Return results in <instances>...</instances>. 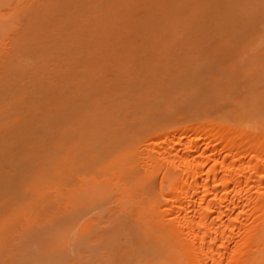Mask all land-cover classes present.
Segmentation results:
<instances>
[{
  "label": "rangeland",
  "instance_id": "obj_1",
  "mask_svg": "<svg viewBox=\"0 0 264 264\" xmlns=\"http://www.w3.org/2000/svg\"><path fill=\"white\" fill-rule=\"evenodd\" d=\"M169 1L170 0H0V123L3 121L1 123L2 126L0 124V138H3V140L2 139L0 140V150H1L0 151V156H1L0 157V174L4 175V176L2 175V178H4L6 176V177H9L8 179L11 178L13 181V183H12L11 179H10L9 181L11 182V184L8 183L7 182L8 179L6 177L4 178V180L7 179V181H4V180L0 181V199L4 200V201L0 200V203H1L0 207H2V208H0V214H1L0 215V244L5 239L4 236H6V235H4V234L6 232L8 234V230L10 233V230L13 227L12 222H14L15 220L13 219L14 215L12 213L17 211V209L21 210L22 209L21 207L24 205L25 207L24 206L23 207L26 208V210L24 211V214L26 213V215H25L26 219H28V216H29V221L34 219L33 223L29 222L30 224L31 223L33 224V225L31 224L30 227H29V225H30L29 223H27L28 226H26L25 225L26 222L20 220L21 223L24 222L22 224L25 225L24 228L26 227L25 228L26 231L24 230V228H23V230L25 232L21 229L23 226L18 225L16 228L17 233L14 231V233L11 234L12 237L10 236V238H9L10 240H14L16 238L15 241L19 240V241H17L18 243H20V241H21V243L18 244V247L22 246L25 249L24 253L26 254V255L24 253L19 254L20 252H22L20 250H23V248L22 249L20 248V250L17 253V254H19V255H17L18 258H17V260H15L16 263H14V264H17V263L21 264V262H22V264L23 263L24 264H35V263H38L39 261H40V263L42 261L47 262L46 261L47 257L50 258V260L47 258L49 264L50 263H52V264H58V263L59 264H67V263L79 264L78 263L79 261L76 260L79 256V254H77V252H73V251H77V250H75V248L77 247L75 245L76 244L75 243L76 242V240H75L76 236H74L75 242H74V240H72V238H73L72 236L74 235V233L76 234V231H77V233H79L80 229H83L86 225H88V223L90 224L91 222H89V221L93 220L94 217L99 218L100 216H97V214L101 215L102 217L99 218L100 219L99 221L96 220V221H98L97 222L98 224L97 223H93V224H97V225L102 226V227L104 225H106V229H107L106 231H108L110 228H114L113 227L114 223L118 224L119 221H117V219L114 218V215H112V212H113L112 210L116 209L117 207L118 208L122 207L121 204L124 205L123 201L125 199L123 201H122V199H120L122 196L115 193V195H113L114 197L113 198L111 197V199H113V200L116 197L115 198L116 203L115 202L114 203L117 205H116V208H114L113 206H115V205H113V200H111L110 196H109L112 192H105L104 191V193H106V194L110 193L109 195L105 196V195H102L103 191L102 192L99 191L100 192L99 193V192H96V190H94L95 188L93 189V187H92L90 190L88 187L86 190L83 191L85 193V196H84V193L81 191L79 193L75 192L76 195L75 194H73V195H75L77 197L79 196L78 198H80V199L72 196V197H74L75 200L72 201L73 198L71 200L72 202H77V200L81 201V202L83 201L82 203L85 207L82 205L83 207L81 208L80 207L82 204L81 203L79 207H74V209L71 207L72 208V210H71L70 204H72V203L69 204V202H68V205L65 207L66 200L68 199L67 201H70L71 195L68 194L70 197L67 196L68 192L66 191V189L64 190V188H63L64 185H67L70 182L68 179L66 180L67 177H65V174L68 173L67 171H69V170H67L68 168L66 166L69 167V164L71 163V160L69 161V159H71V158L68 156L70 154L69 153L70 151L66 152L67 150H70V148L73 146L70 142H72V140H74L75 138H77L79 136L83 137L84 132H87L89 129H90L88 131L89 133L92 130L93 131L99 130L100 132L102 131V129H100V128L104 127V126H102V125H104V123L102 122V119H100V117H102L100 115L106 114V113H104V110H105L104 108H106V111L109 109L107 112L109 114L110 109L112 108L111 106H113L115 109V106H117V102L120 99V98L118 99V97L117 98L115 97L116 100H115V98L111 99L112 97H114L116 95H119V97H121V98L124 97L125 102L126 101L127 102L125 103L126 105H124V103H123V105L127 106V105H129L128 103L130 101H132L131 98L134 100L136 97V99L134 101H132V102H136L137 99H140V98L143 99L142 95L145 97L152 96V97H150L151 100H150V98L148 100V101H150V104H149V102H146L147 100L143 101L144 104L149 105L148 107H147V105L145 106L147 108V110L145 107H142V109L145 108L147 113L149 110V114H151V115L148 114L147 117H145L147 119L143 118V119H145V120H143L141 117L139 118L138 115H136V114L142 113L143 114L142 117H144V113H146L144 111L136 113L135 108L137 107V111H138V108H139L138 106H140L141 104H138V106L134 105V106H136L134 108L135 111L134 110L132 111L131 108L133 107V105L131 104L132 102H130V105H132V106L129 105L130 108L127 106L129 109L126 107L127 108L126 110H128L129 112H127L125 110V112H127L126 113V118H127L126 119V121H127L126 127H128V129L130 128V130L131 129L136 130L137 131L136 135H140V132H139L141 130V129H139L140 128L139 127V123H140L139 121L140 120H143V122L145 121V123H148L150 121L148 124L151 123L150 124L151 126H155L157 123L155 124V123H153V121L154 122H155V120L157 121L158 117H160V116L163 117L164 115H165V118L167 115H169V117L171 116L172 118L183 117V118L189 119V118L199 117L201 115V113L203 114V112L206 113L207 111L208 112L213 111V113L214 112L218 113L219 111L222 110L221 112L223 113L226 110V112H227V111L233 110V108L234 109L236 108V107H233V105L231 107L230 99L231 98L233 99V96H234V98H236V99H233V100L231 99L232 101H237V97L239 100H241L244 96H246L247 91L252 87V86H250V82L252 80L249 78L250 76L249 77L247 76V73L249 71L247 70L248 72H246V70L242 69V68L246 69V67H244V65H245L244 63L245 62H246V64L249 63L248 60H250V57L251 58L253 57V55L255 54L254 52L256 51V47H255L256 44L255 43L257 42L256 40H258V39H256L257 35L255 36V34H257L255 32V25L252 27L253 29L251 28V31L249 29L250 26L253 25L251 20L249 22H247V19L246 20L244 19V18H246L245 15H244V17H240V16L236 17V16H232L230 12L226 11L228 14H230L229 15L230 16L229 21H228L227 20L228 17L225 19L226 14L223 15L224 17L222 16V14L225 13V11L223 12L224 9H221V8L218 9V6H220V5H221V7L223 6V4L220 1H219L220 5L218 4V2L212 1V2L218 4V5L215 4V6L217 7V10H215L216 7H214V9L211 7L212 13L211 12L208 13V10L211 9V8L209 9V7L211 5L212 6L214 5V3L212 4V2H209L211 0H208V2L205 1V4L210 5L208 7V10L207 11L205 10L204 12H202L203 14L199 18H196V20L198 22L200 21L199 23L196 22V20H194V22H196V23H194L193 21H191L192 19L190 17L183 18V15L185 14V13L183 14V12L188 13V10H184V9H187L188 6L186 8L181 7L182 8V10H181V9H179L180 7L178 5H181L180 2H182V1L176 0L178 2L177 3V2H173V0H171V3H173L175 6L171 5V3H169ZM185 1L186 0H183V2L186 4ZM197 1H200V0H197ZM201 2H199V3H201ZM238 2L239 1H237V0L234 1V3H236V4H238ZM171 6H173V8H171ZM182 6H183V3H182ZM156 7L157 8L159 7V8L157 9ZM175 7H177L179 10L178 9L175 10L174 9ZM153 8H155L157 10L154 11ZM101 9L104 10V15H105L104 21H103V26L108 25L109 28L105 29L104 27H102L101 31H96V27L98 24L96 20L101 16ZM219 10H220V12H219ZM151 11L154 13H152ZM215 11H216V13H215ZM217 11H218V14H217ZM190 12L191 11L189 10V14H190ZM213 13H215L217 16L214 17L212 15ZM220 13H221V15H219ZM186 14L184 16H189ZM204 14L206 17L204 16ZM218 16L220 18L221 17L224 18V20H222V23H220V24H222V25H220L221 30H219V28L216 27L219 32H217V29L214 26V25L217 26L219 24L213 23V21L214 22L216 21L217 23L219 22L220 18ZM201 17L203 18V20L202 19L200 20ZM232 17L235 18V20H236V18H238L239 20L241 18L242 19L241 20L242 25H243V22H245V21L248 24L249 23L251 24V25L250 24L248 25L245 22L244 26H242V28L240 27V30H238V32H237V29H238L237 27L241 24V21L240 22L235 21L236 22L235 24H237V27L235 29L236 33L233 32L234 34H231V35H232V37L234 35H236L234 37L238 40H236L234 38L230 39L229 35H227V33L226 34L221 33L224 31L225 32L229 31L228 33L230 34L232 27L230 26L231 24L229 25L228 22H231V23L234 22ZM209 18H210V20H209ZM214 18H216V19H214ZM168 20H169L168 24H161V23H167ZM208 20H209V22H208ZM211 20H213V21L211 22ZM202 21H203V23H202ZM206 21H207V24H209V25L211 24V27L209 25L207 26ZM223 21H225L228 25L223 26L224 25ZM192 22L194 24H196V28ZM200 23H202V25ZM158 24H160V25H158ZM204 24H206V25H204ZM175 25H177L178 28ZM179 25L181 27L180 29L182 32L179 29ZM212 25H213V27H212ZM245 25L249 26V27H246L247 28L246 29V28H244ZM171 26L174 27V29H172ZM202 27L203 28L205 27V28L203 29ZM197 28L199 29L200 32L198 30H196L197 32H194L195 30H193V29H197ZM201 28H202V30H205V31H201L200 30ZM103 29H105V30H103ZM110 29H112V30H110ZM175 29H176V32H175ZM187 29H189V30H187ZM209 29H211L212 31ZM233 29L234 28H232V30ZM243 29H244V31H243ZM252 30L254 31L255 34H253V36H252L253 38H250L251 34L253 33ZM246 31L248 33L250 31V33H249L250 35L243 33V32L247 33ZM172 32H174L175 34ZM177 32H179L178 37L176 36ZM183 32H185V33H183ZM171 33H172V35H171ZM238 33H239V35H238ZM248 35H249L250 41L247 38ZM175 37L178 40H175L174 39ZM224 37H225V39H226V37L229 38L230 40L227 39L229 42L225 41ZM254 37H256V38H254ZM148 38H150V39H148ZM171 38L173 39V41L171 40ZM78 39L81 40V42L84 41L83 43H81V45H79V47H81L82 45H83L82 47H84L86 45V47L84 49L83 48L80 49L78 46L76 48H79L80 50L75 48V45L73 44V42L77 41ZM254 39H255V41H254ZM149 40H150V42H149ZM233 40H234V43H232ZM252 41H253V45H252ZM246 42H247V44H248V42H250V44H248L249 46L246 44ZM228 43H230V44H228ZM242 43H244L245 45L244 44L242 45ZM235 44H237V45H235ZM72 46L74 49H72ZM87 46L89 47V49ZM243 46H244V48H242ZM87 49L90 51H87ZM241 49H243V51H245V53L241 52L242 51ZM250 49L252 51L250 53H252V54H251V56H249V58L247 57L248 59H246V56H247L246 52L248 53L250 51ZM73 50H75V51H73ZM93 50H94V52H93ZM77 51H80V53H78ZM73 54H76V56L74 57ZM91 54H93V56ZM244 54H245V56H244ZM94 55H95V58H94ZM81 56H83L84 60L89 61V62L85 61L86 66H85V63L82 62L83 58L81 60ZM76 57L80 58L77 60H79L82 63H79V61H78V63L76 61L74 63L73 59L76 60ZM243 57H245V59H246L245 62H244ZM68 59H71V60H69L70 62L68 61ZM66 61H68V62H66ZM64 62L68 63L70 67L68 66V64L67 65H66V63L64 64ZM76 63H77V65H80V64L82 66L84 65V67H86V68L88 66V69H87L88 71L84 67L81 66L82 67L81 68L79 66L81 69H83V70L85 69L84 71H86L88 74L86 73V75H85V72H84V76H83L82 75L83 72H81V73L77 72L79 70V68H77L78 66L76 65ZM72 64H73V67H71ZM94 65H100L101 68L96 69V66H94ZM90 66H92V68H94V69L89 68ZM245 66H247V65H245ZM64 67L65 68L68 67V68H66L68 72L67 71L64 72V69H65ZM97 67H99V66H97ZM70 68L71 69L74 68V70L77 69V71L73 70V74H72L71 73L72 71ZM89 69L90 70L92 69L91 70L92 73L90 72ZM243 70H244V73H243ZM59 72H60V75H62V76L59 75ZM74 72H76V73H74ZM147 72L149 74H146ZM64 73H66V75L68 74L69 77L66 76ZM77 73H79V74H77ZM93 73L96 75V77ZM116 73L121 74L119 77H116V79L119 78L118 82L115 79V76H118V75H116ZM74 74L75 75L77 74V76L74 78V80H72L71 75L75 76ZM101 74H102V76H101ZM144 74L146 75V77H144ZM91 75H93V77L96 79H94ZM147 75L148 76L150 75L149 78H147L148 77ZM254 75H253V77H254ZM81 76H83L84 78L82 77L83 78L82 79ZM103 76H105V77H103ZM42 77H44L45 80L42 79ZM60 77H63L62 78L63 80H61ZM39 78L41 79V81L39 80ZM64 78H66V79H64ZM86 78H87V80H86ZM90 78H93L97 82H95L94 80H92ZM143 78H145L144 80H146L148 83L146 81L144 82V80H142ZM248 78L251 80L250 82L246 81V80H248ZM251 78H252V75H251ZM139 79H140V81H139ZM65 80H67V81H65ZM105 80H107L109 82H106ZM133 80H134V82H132ZM135 80H136L137 84L135 83ZM141 80L143 81L142 83H141ZM151 80H152V82L150 83ZM242 80H243V82H242ZM253 80H255V79H253ZM42 81L44 83L46 82V84L44 85V83ZM71 81H72V83H71ZM81 81H83V82L86 81V82L83 83ZM87 81H89V82H87ZM91 81H92V83L94 81V83L93 84L90 83ZM126 81H127V83H126ZM171 81L174 83L173 84L170 83ZM237 82L239 83V85ZM77 83H79V84H77ZM82 83L84 85H81ZM36 84H38V85H36ZM71 84H73V85H71ZM75 84L77 86L79 85L78 88L76 86V90L79 89L77 92L75 89H73L75 87ZM91 84H92V86L90 87ZM94 84H98V85H95V86H97V88L94 86ZM126 84H129V85H126ZM134 84L138 85L137 89H135L136 85H134ZM152 84H154V85H152ZM107 85L109 87H107ZM50 86L53 89H51ZM125 86H126V88H124ZM156 86H157V89H156ZM68 87L69 88L73 87V88L69 90ZM92 87H94L93 88L94 91H93ZM119 87H120V89H119ZM130 87H131V89H130ZM95 88H96L98 94L96 93ZM133 88H134V90H133ZM144 88H145V90H144ZM146 88L151 89V91H149L150 93L148 92V90ZM152 88H153V90H155V93H154V91H152ZM48 89L51 91L55 90L54 93L58 94V95L55 96L54 93L50 92ZM65 89H67V90H65ZM81 89H83V90H81ZM80 90H81V92H80ZM117 90H118V92H116ZM57 91L59 93H57ZM70 91H73L74 93L72 92L73 93L72 94ZM132 91H134V92H132ZM233 91H235L236 93L233 94ZM75 92L77 93L76 95L78 97L75 95ZM78 92H80V95ZM86 92L89 93L88 96H86L87 94L85 95ZM99 92H101L102 94H99ZM135 92H137V93L134 94ZM240 92H242L244 94V96ZM66 93H68V96ZM82 93H84V94H82ZM105 93H107V94H105ZM112 93L114 94V96ZM33 94H36V95H33ZM63 94H64V97L66 96V99H64V97H62ZM81 94H82V96L84 95L83 96L84 100L82 99ZM103 94H104V97L102 96ZM98 95H100V96H98ZM108 95H110V96H108ZM120 95H122V96H120ZM134 95H137V96H134ZM139 95H140V97H139ZM40 96H42V98ZM52 96H53V98H51ZM97 96H98V99L97 98L94 99V97H97ZM101 96H102V98L106 97V99H103L100 102L99 97H101ZM67 97H69V98H67ZM108 97H110L109 98V100L111 99L110 101L114 100V101H112L113 103L108 102L109 101ZM154 97H155V99H153V102H152V98H154ZM61 98H63V100H61ZM128 98L130 100H128ZM227 98H229V100ZM74 99H76V100H74ZM146 99H148V98H146ZM36 100H37V102L41 103V106L43 109L41 108L40 104H38L36 102ZM85 100H88V101L85 103ZM96 100L99 102H97ZM143 100H145V99H143ZM58 101H60V102H58ZM122 101H124V100H122ZM34 102H35V104H34ZM82 102H83V105H82ZM12 103L14 105H11ZM100 103H101V105H99ZM107 103H108V106L111 108H108V106H105V105H107ZM152 103H153V105H152ZM37 104H38V107H37ZM110 104H111V106H110ZM121 104H120V106L123 107ZM133 104H135V103H133ZM85 105H86V107H85ZM103 105H104V108H103ZM66 106H68V107H66ZM120 106L118 105V107H120ZM18 107L19 108L21 107V108L19 109ZM59 107H60V109H58ZM96 107H98V108H96ZM118 107H116V109H117L116 113L118 114V112H119V114H120L121 113L120 111H124V110H122V108H120L121 109L120 110V109H118ZM219 107H220V109H219ZM10 108H11L12 112L10 111ZM76 108H77V110H76ZM140 108H141V106H140ZM29 109H30V111H29ZM114 109L111 111L110 114H112V115L114 114V113H112V112H115ZM215 109L216 110L218 109L219 111L217 112V111H215ZM75 110H76V114L80 113V115L79 114L76 115ZM89 110H91V111H89ZM59 111H61V113ZM139 111H140V109H139ZM36 112L38 113L37 115H36ZM50 112H51V114H50ZM66 112H68V113H66ZM211 112H209V113H211ZM10 113H12V114L14 113L15 114V115L13 114L14 118H17V120L13 119L12 118L13 116H11ZM17 113L20 116L16 115ZM58 113H60V115L62 114V116H60ZM122 113H121V116H123V115L125 116V114L124 113L122 114ZM86 114H88V116ZM128 114H129V116H128ZM140 114H139V116L142 115V114L141 115ZM64 115H66V116H64ZM155 115L156 116L158 115V117L156 118ZM172 115H174V116H172ZM131 116H132V118H131ZM19 117H21L20 120H18ZM61 117H63V118H61ZM71 117H72V119H71ZM76 117H78V118L76 119ZM149 117L152 118V120L154 118L155 119L152 121L151 119H149ZM169 117H167V118H169ZM133 118H134V121H133ZM11 119H13V121H10ZM22 119L24 121V124H23ZM25 119H27V120H25ZM54 120H56V121H54ZM89 120H92V121H89ZM159 120H160V118L158 119V121ZM20 121H22V124L19 125L20 127H16L17 124H20ZM103 121H105V120H103ZM128 121H130V122H128ZM14 122H16L15 128H13L15 125ZM25 122H27V123H25ZM73 123H75L76 125ZM86 123H88V124H86ZM92 123L95 125L97 123L98 124L95 126ZM129 123H130V125H129ZM29 124H31V125H29ZM34 124H36V125H34ZM91 124L93 126H91ZM22 125H23V127H22ZM46 125L47 126L49 125L48 128L46 127L47 129L45 128L47 133L43 132V131H45L43 126L45 127ZM10 126L12 129L10 128ZM36 126L38 127V129L36 128ZM77 126H78V128H77ZM94 126L97 127V129L96 128L93 129ZM2 127H4V128H2ZM69 127H70V129H68ZM88 127H90V128H88ZM83 128H84V130H83ZM112 128H115V127H113V125H112ZM15 129H17V130H15ZM30 129H32L33 132ZM67 129L71 130V131L68 132ZM21 130L23 131L24 134L21 133L22 132ZM34 130H35V132H34ZM72 130L75 132H73ZM3 131L5 133L6 132L10 133L12 131L10 133L12 136H10V134H8V133H6V136H4L5 134H3L4 133ZM79 131L81 133H79ZM17 132L21 133L22 136H25L26 137V138L24 137L25 140L23 139V137L21 135L19 137L17 135ZM12 133L13 134L16 133V134H14L17 136L16 138L19 137L21 140H23L25 145H23L24 143L20 139H19V141H20V144H19V141H17V139L14 138ZM31 133H33V134H31ZM73 133H76L77 137L75 136V134L73 135ZM1 134L4 137H1L2 136ZM27 134H29V135H27ZM30 134H31V137H30ZM45 134H46V138L43 137V136H45ZM64 134H66V135H64ZM71 134H72V136H70ZM53 135H55V136H53ZM27 136H28V138H27ZM64 136H66V137H64ZM9 137H10V139H9ZM7 138L10 141H12L11 139H13L12 144L9 140H7ZM42 138H44L45 141ZM52 138H54V140ZM58 138H60V139H58ZM68 138H69V144L67 142ZM4 139L6 140V142L4 141ZM14 139H15V141H14ZM39 139H41V140H39ZM46 139H47V141H46ZM64 140H66V141L63 142ZM2 141H4L6 144H3L4 142L2 143ZM25 141H28V142L26 143ZM30 141H34V142H30ZM38 141H39V143H38ZM13 142H15V143L13 144ZM66 142H67V146H66ZM96 142H99V140ZM16 143H18V146H16ZM34 143L36 144V146ZM43 143H46V144L44 145ZM52 143L53 144L56 143L57 146H56V144L53 145ZM12 145L18 151L14 147H13L14 148L13 150L11 147H9ZM51 145H53V147ZM63 145L68 149H66ZM6 146L11 148L12 151H10V149H8V147H6ZM19 146H21V147H19ZM17 147H19L20 150ZM22 147H24L26 149H21ZM56 147H58L59 150H57ZM62 147H63V149H62ZM3 148H5V150ZM54 149H56V150H54ZM60 149H62V150H60ZM6 150L7 151L9 150L10 153L13 152L14 154H12V156L13 155H17V156H15V157L13 156V158H12L11 154L9 152H7ZM23 150H24V152H23ZM30 150L33 151V153H31ZM42 150H43V152L44 151L45 152L43 153ZM20 151H22V152H20ZM52 151H53V153L56 152L55 153L56 155H54L52 153ZM77 151L72 149L73 155L75 153L77 154ZM5 152H7V154L8 153L9 154L6 155V154H4ZM2 153L5 156H3ZM19 153H21V155H23V153H26V154H24V156H22V158L20 157V159L22 160L21 164L19 162V159L17 158L20 155ZM41 153H43V154H41ZM57 153H59V154L57 155ZM50 154L53 155L52 159H51V156H49ZM28 155H30V156L34 155V156L28 157ZM2 156H3V158H2ZM8 156H10V157H8ZM36 157L37 158L39 157V159H37ZM80 157H82V156H78V157L75 156V159H74L75 162ZM28 158H31V159L29 160ZM34 158H36L37 160H34ZM13 159H14V161H12ZM24 160H26V161H24ZM83 160H84V158H80L81 165H83ZM10 161H12V163ZM15 161H16V163H15ZM29 161H31L30 162L31 165H30ZM80 161L78 163L76 162L74 164H71L72 166L71 165L70 166L72 167V169H75V167H77L76 164L79 165ZM13 163H15L16 165ZM40 163L42 165H40ZM25 164H26V168L24 167ZM32 164L36 165V166H34L35 167L34 170L32 169L33 167H30V166H33ZM10 165H12L13 167ZM37 165H38L39 169L36 168ZM50 165H51V167H50ZM81 165H79V166H81ZM14 166L17 168H15ZM43 166H45V167L47 166L46 170H45V167H43ZM20 167H22V168H20ZM42 167L44 168V171L41 170ZM64 167L66 170L63 169ZM47 168H49V170ZM36 169H38L40 171L38 172V171H36ZM57 169L59 171H57ZM3 170H4V172H3ZM10 170L13 171L14 175L12 172H10ZM64 170L66 171V173H63V172H65ZM81 170H83V168H81L80 171ZM17 171H18V174L20 173L19 174L20 178L17 177L18 176V174H16ZM33 171H35V173ZM42 171L45 175L40 174V172L42 173ZM26 172L30 173V175L27 174ZM56 172H58V173L54 174ZM81 172H82L81 175L78 174L80 172H78L77 174L79 176H83L84 174L87 175L86 169H84ZM25 173L27 176L24 175ZM38 173L40 174V176L38 175ZM89 173H90V171H89ZM21 174H23V177L24 176H26V177L22 178ZM91 174H93V173L92 172L90 173V175H89L90 177L88 176L89 178H91ZM15 175H16V177H15ZM34 175L36 176L37 179L35 178ZM52 176H54V177L52 178ZM2 178L0 176V179H2ZM16 178H18V180ZM32 178L35 179L36 181H39V183H36V181L32 180ZM58 178H63V179H58ZM20 179H21V182L23 179L24 184H25V181H26V184L27 183L28 184L24 185V184L20 183ZM44 179H45V182H47V180H48L47 184L44 181H42V182L40 181V180H44ZM54 179L63 180V181L60 182V181H56ZM31 180H32V182H30ZM33 181H35L36 184ZM3 182H5V183H3ZM52 182H55V183L60 182L61 184L57 183L56 187H53L50 189L49 188L50 186H48V184L52 186V184H53ZM2 183H3V185H2ZM6 183L10 184V185H8V187H7ZM18 183L21 185L22 189L19 188L20 185H19V187H16V186H18V185H16ZM29 184H30V191H32L30 194H33L34 196H32V195L28 196L29 190H28V195H24V194H26V191H27L26 189L29 187L28 186ZM33 184H35V185H33ZM40 185L43 187H41ZM45 186H47V187H45ZM5 187H6V190H5ZM40 187L42 189H40ZM66 187H68V185ZM3 188H4V190H3ZM31 188L35 191H33ZM43 188L46 189L47 192ZM54 188H57L58 190L57 189L55 190ZM12 189H13V191H12ZM52 189H53L52 193L48 192V190L51 191ZM19 191H21L22 193H20ZM16 192H19L20 194L16 193ZM94 192L97 193V195ZM36 193L38 195H36ZM46 193H49V194L47 195ZM11 194H13L14 197H12ZM15 194L16 195L18 194L17 197ZM41 194H44V195L46 194L47 196L45 195L46 196L45 197L44 195H41ZM54 195H55V199H53ZM111 196H112V194H111ZM1 197H3V198H1ZM27 197H28V199H27ZM51 197H52L53 201L51 200ZM101 197L102 198L104 197V199H106V201H103V199ZM9 198L12 202H10ZM32 198H34V199L36 198V199L33 200ZM65 198H67V199H65ZM96 198H98V199H96ZM17 199L18 200L20 199V200L18 201ZM41 199L43 201H41ZM99 199L101 200L102 203H100ZM109 199L111 202L108 201ZM86 200L88 202H86ZM117 200H118V203H117ZM25 201L26 202L31 201V202H30V204H29V202L25 204ZM119 201L120 202L122 201V203L120 204L121 206H118V204L120 203ZM97 202L100 204L106 203L105 206L106 207L108 206V208L105 211H107V213L103 210L104 207H102V206H104V205H100V206L103 208L102 210L104 211L105 214L102 213L103 211L102 212L100 211L101 209L99 207L98 208L100 210L96 207V206H98ZM5 203H6V206L9 204L12 207V210H14V212H12V210H10L11 209L10 206L6 207L4 205ZM32 203H34L35 205ZM20 204L22 205L21 207L19 206ZM55 204H56V206H55ZM95 204H97V205L95 206ZM17 205H18V208H17ZM26 205L27 206L29 205V207H28L29 210H27L28 208ZM72 205H74V204H72ZM92 205L94 208H97V209L93 210ZM109 206H111V207H109ZM59 207H60V209H59ZM4 208L6 209L5 212H4ZM41 208H44V209H41ZM66 208L68 210H66ZM31 209L33 211H31ZM36 209H38V210H36ZM108 209L109 210L112 209V210L109 211ZM81 210H82V212H81ZM26 211H28V212H26ZM69 211L70 212L73 211V213L70 214ZM42 212L43 213L45 212V216L42 215ZM28 213H30V214H28ZM60 213H61V215H60ZM46 214H48V216H46ZM107 215L108 216L110 215V217L108 219L106 218ZM7 216H11L12 218L7 217ZM51 216H53V217H51ZM104 216L106 219L104 218ZM30 217H31V220H30ZM41 217H42L43 221H41L42 220V219H40ZM1 218H3L4 221H2ZM22 218L23 217H21V219ZM24 218H23V220H26ZM102 218L104 219V221ZM7 220L9 222H7ZM10 220L12 222H10ZM5 221L7 224H5ZM37 221H38V223H37ZM64 221L66 223H64ZM68 221H69V223H68ZM3 222H4V225H7L6 230H4V228L6 226L5 227L3 226ZM51 222H52V224H51ZM71 222H73V223L71 224ZM110 222L113 224V226L111 225ZM21 223H20V225H21ZM36 224H38L39 226ZM1 225H2V227H1ZM110 225H111V227L109 228ZM59 227H61L60 228L61 230L59 229ZM27 228L29 231L27 230ZM18 229H20L19 230L20 233L18 232ZM102 229L105 230L104 227ZM93 230H94V228H93ZM1 231H3V232L1 233ZM4 231H6V232H4ZM30 231L31 232L33 231L32 234H30L31 233ZM98 231H100V230H98ZM23 232L25 234L24 235L25 238L23 237V235H21V234H23ZM64 232H66V233H64ZM96 232H97V229H96ZM96 232H94V234ZM101 232H104V231H101ZM63 233L65 234V236L63 235L64 237L62 236ZM108 233H110V232L108 231ZM15 234H17L19 238L17 236H15ZM40 235H41V237H40ZM83 235H85V234H83ZM87 235L88 234H86V236ZM28 236H29V238H28ZM119 236L121 238H119ZM13 237H14V239H13ZM88 238H91V237L88 236ZM122 238L123 237L118 234V235H114L113 238H111L115 242L112 241L113 243L111 244L110 240H109L108 244L110 243L111 246L115 247V248H113L114 251L110 250V249H112L110 247V245H108L110 248L109 247L107 248V246H105L103 248V249L106 248L105 251L109 252V254H110V255H108L109 258L104 257L105 256L104 254H103L104 255L103 256L101 254V252H98V251H103V250H100L102 247L100 245L101 243L98 244L96 241L90 242V243H94L96 245L97 248L94 246V248H96V249H94L91 244H89V246L91 245L92 247L90 246L88 248V244L85 243V246H87V248L90 250V253L87 252L88 249L83 245L84 243L80 244L81 247L83 246L82 248L84 249V250L83 249H81V250H83L85 252L84 253L82 251V253H83V254H81L82 257H80L81 262H85L86 264L87 263L91 264L92 260H93L92 264H99V263L105 264L106 261H107L106 264H110V262H111V264H113L112 262L114 260L115 263L118 262L116 264H129V260H130V264H132V262H135V261H133L134 257H135L134 253H136L137 251L135 249L131 248L130 254L128 255L127 251L130 250L129 244H127L128 242H126L124 245H122V243L125 242V239L123 238L124 239V241H123ZM31 239H33V240H31ZM84 239L85 238H83V240ZM103 239H105V238H103ZM22 240H24V243L22 242ZM61 240L64 242L61 243ZM15 241H10V243L12 245V246H10L11 248L14 247V243H15V245H17ZM10 243H7V244L10 245ZM22 243H23V245H22ZM62 244H64V245L66 244V245L64 246ZM103 244H104V242H103ZM126 244L128 245V249H127V251H125L127 253H125L124 256H127L128 258L130 257V259L127 260L128 261L127 262L126 259H128V258H125L123 256V257H120L121 258L120 260L122 261V262H120V260L118 258L119 256L117 257L116 255L119 253L120 249H122L123 246H125L124 248L127 247ZM54 245L56 246L57 251H55L56 248L54 247ZM60 245L65 247L66 250L63 251L62 253L61 252L59 253V254H63L62 255L63 257L61 256V257H58L59 259H56L57 258L56 255L58 253V250L62 251V249H59V248H63V247H60ZM105 245H107V243ZM120 245H122V246L120 247ZM74 246H76V247H74ZM10 247H9L10 250L9 249L8 250L13 252V250H11ZM15 248H17V246ZM90 248H92L93 250ZM78 249H80V247ZM68 252H69V254H68ZM6 253H5V255H7ZM71 253H72V255H71ZM79 253H81L80 250H79ZM90 254H93V255H90ZM5 255L3 258L7 257ZM50 255H51V257H50ZM136 255H137V253H136ZM91 256H93V257H91ZM66 257H67V259H66ZM90 257L92 258V260ZM1 258H2V256H1ZM1 258H0V264H3L2 263L3 261H1ZM63 258H64V260H63ZM70 259H72V261ZM123 259H124V262H123ZM55 260H59V262L58 261L56 262ZM34 261H36V262H34ZM61 261H63L64 263ZM4 264H10V261H9V263H7V260H6V263H5V260H4Z\"/></svg>",
  "mask_w": 264,
  "mask_h": 264
},
{
  "label": "bare ground",
  "instance_id": "obj_2",
  "mask_svg": "<svg viewBox=\"0 0 264 264\" xmlns=\"http://www.w3.org/2000/svg\"><path fill=\"white\" fill-rule=\"evenodd\" d=\"M179 1V0H178ZM182 2L181 5H178L182 10L181 7H184L186 8L188 6L187 9H184V10H188V13L187 12H183V14L187 13L186 15H189V16H184L183 15V18H188L190 17L191 21L194 22V20H196V18H199L204 12L205 10L207 11L208 10V7L210 6L209 4H205V1L208 2V0H200V1H197V0H186V4L183 2V0H180ZM202 1V2H201ZM212 1H215V2H218L219 4V1L223 4V6L221 7L218 6V9L221 8V9H224L223 12L225 11V13L222 14L225 15L226 14V17L225 19L228 17V21H229V15L227 12H230L232 16H240V17H245L244 18L245 20L247 19V22H249L251 20L252 22V26H250V31H251V28L255 25V32L257 34L253 33L251 34V37L250 38H253V34H255V36L257 37H254L258 40H256L257 42L255 43L256 44V51L253 53V57L251 58L250 57V60H248L249 63L246 64L245 60L249 58V56H251L252 52L251 49L250 51L246 54V59L245 57L244 58V64L247 65L244 67L245 68H242L244 70H246L247 73V76L252 80H250L248 78V82H250V86H252L246 93V96H244L243 94V98L241 100L238 99L237 97V101H232L233 99H236L234 98L233 96V99L231 101V107L233 105V107H236L235 109L233 108V110H230V111H227L226 110L222 113L221 111H219L218 109L215 111H219L218 113L214 112L213 111H209L211 113H209L208 111L206 113L203 112V114L201 113V115L199 117H196V118H183V117H179V118H172L171 116L169 117V115L166 116L169 117V118H165V115L162 117H158V115L155 117L157 118V121L155 120V122L152 120V118L149 117V119H151L153 121V123H157L155 126H151L150 124L148 123H145V121L143 122V120L147 119L145 117H147V115L149 114V110H148V113H147V108L145 107L147 105V107L149 106L148 104H144L143 101H146V102H149L150 104V101L149 98L152 97V96H149V97H145L143 96L142 94V97L143 99H137L136 102H132L136 99L133 100L131 98L132 102L131 104L133 105V107L131 108L132 111L134 110V108L136 106L134 105H137L138 104H141V108L140 106H138V111H137V107L135 108L136 109V113L138 112H146L144 113V117L143 114L139 116V114H136L138 115V117L140 118H145L143 120H140L139 122V129H141L139 132H140V135H136V130H133L130 128L128 129V127H126V113L129 112L128 110H126L129 105H130V102L128 103L129 105L127 106H124L126 105L125 103V99L124 97H119V95H116L113 96L111 99H114L115 97L119 99V103L123 106L121 107L120 104L117 102V106H115V109L113 106H110L114 109L115 112H112L114 113L113 115L110 114L111 111L113 110L111 107L108 106V103L107 105L105 106H108V108H111L110 109V115L107 113L108 110L106 111V108H104V105H103V109L104 110V113L106 114H101L100 116V119H102V122L104 123V127L100 128L102 129V131L100 132L99 130H92L90 131V133L87 131V132H84V136L81 137H77L76 133H73V135L75 134V136L77 138H75L74 140H72V142H70L73 146L70 148V150H67L66 152L70 151L69 153V157L71 159H69V161L71 160V163L69 164V167L66 166L69 170L67 171L68 173H66V169L65 167L63 169H65L63 173H66L65 174V177L66 180L68 179L70 182L67 184L68 187H66L67 185H64V190L66 189V191L68 192L67 193V196L71 195V198H70V201H67L68 199L66 200V203H65V207L68 205V202L70 204V208L72 207L74 209V207H79L80 204L83 202L81 201H78L77 202H72L74 201V197L76 198L77 196H75V192L79 193L80 191L83 192L84 190H86L88 187L89 189L91 190V188L93 187L94 190H96V192H99V191H103V194L102 195H109V194H106L104 193L105 192H112V196L111 194L109 195L110 196V199L111 197L113 198L115 195V193H117L118 195L122 196L120 199H122V201L124 202V205L121 204L122 201L118 204V206H121L122 207H117L116 208V205L115 204L116 200L114 198L111 199L113 200V209H108L109 211H113L112 212V215H114V218L117 219L118 224L117 223H114V226L113 224L111 223V225L114 227V228H110L111 225L109 226V232L106 231V225H104L103 227L105 228V230H103L102 226H99L97 225L98 221L100 220L99 218H101L102 216L101 215H98L97 213V216H100L99 218H95L94 216V219L93 220H90L89 222H91L90 224L88 223V225H86L83 229H80L79 233H77L76 231V234L74 233V235L72 236V240H74V236H76L74 242L76 243L75 245L77 246H74L76 247L75 250L77 251H73V252H77V254H79L78 258L76 259L77 261H79L78 263L79 264H86L85 262H81V254L82 251L84 250L80 244H83L85 246V243L88 244V248L92 245L93 248L94 246L96 247V245L94 243H90V242H97L98 244L101 243L100 245L102 246L100 250H103V251H98V252H101V254L104 256V257H108L109 252L108 251H105V249H103L105 246H107V248L109 247L108 245H110V243L112 244L113 242H115L114 240H112L111 238H113L114 235H121L124 239H125V242L122 243V245H124L126 242H128L127 244H129V247H130V250L127 251L128 249V245L126 248H124L125 246L122 247V249H120L119 253L116 255L119 260L121 259L120 257H123L125 253L128 252V255L130 254V251H131V248L135 249L137 252V255L136 253H134L135 257H134V260L135 262H132V264H264V0H237L239 1L238 4L234 3V1L236 0H211L209 2H212ZM173 2H177L176 0H173ZM201 2V3H199ZM169 3H171V0L169 1ZM178 3V2H177ZM182 3H183V6H182ZM214 2H212L213 4ZM186 6H185V5ZM215 4L217 3H214V5L210 6L209 9L212 7L214 9ZM217 4V5H218ZM171 5L175 6L173 3H171ZM177 5V4H176ZM173 6H171V8H173ZM190 7V8H189ZM224 7V8H223ZM157 8V7H156ZM159 8V7H158ZM157 8V9H158ZM207 8V9H206ZM212 8L210 10H208V13L211 12ZM157 9L153 8L154 11H156ZM175 10H177L178 8L175 7L174 8ZM178 9V10H179ZM220 9V10H221ZM152 10V9H151ZM189 10L191 11L190 14H189ZM215 10H217V7L215 8ZM219 10V12H220ZM165 11V10H164ZM222 11V10H221ZM227 11V12H226ZM152 12V11H151ZM154 13V12H152ZM212 13V12H211ZM216 13V11H215ZM215 13H213L212 15L215 17L217 16ZM206 14V13H205ZM204 14V16H205ZM217 14H218V11H217ZM207 15V14H206ZM211 15V14H210ZM211 15V16H212ZM221 15V13L219 14ZM208 16V15H207ZM104 10L101 9V16L96 20L97 21V27H96V31H101L102 27H104L105 29H108L109 26L108 25H105L103 26V21H104ZM206 17V16H205ZM219 17V16H218ZM224 17V16H223ZM223 17H219L220 20L219 22L217 23L216 21L214 22L213 20H211V22L213 21L214 24H219V25H214L215 28L218 27L219 30H221V26L222 24V20H224ZM239 17V18H240ZM208 18V17H207ZM212 18V17H211ZM223 18V19H222ZM233 18V17H232ZM231 18V19H232ZM203 20V18L201 17L200 20ZM216 19V18H214ZM218 19V18H217ZM230 19V20H231ZM236 18H233V23L231 22H228L229 25L234 28L232 30L231 28V31H230V34L228 33L229 31L227 32H221L222 34L223 33H227V35H229V38L232 39H236L234 36L232 37L231 34H234L233 32L236 33V27H237V24H235L236 22L235 21H241L242 19L240 18V20ZM207 20V19H206ZM210 20V18H209ZM208 20V22H209ZM226 20V21H227ZM190 21V22H191ZM205 21V20H204ZM244 21V20H243ZM166 22V21H165ZM169 20L167 21V23H161V24H168ZM186 22V21H185ZM184 22V23H185ZM192 22V23H193ZM196 22H198L196 20ZM194 22V23H196ZM200 22V21H199ZM198 22V23H199ZM225 21H223V26L225 25H228L226 22L224 23ZM246 22V21H245ZM243 22V25H242V21H241V24L237 27V32L238 30H240V27L242 28V26H244V23ZM246 22V24H248ZM159 23V22H158ZM189 23V22H188ZM193 23V24H194ZM197 23V24H198ZM203 23V21H202ZM202 23H200L202 25ZM238 23V22H237ZM179 24V23H178ZM177 24V25H178ZM187 24V23H186ZM206 24H207V21H206ZM204 24V25H206ZM233 24V25H232ZM239 24V23H238ZM250 24V23H249ZM248 24V25H249ZM160 25V24H158ZM177 25H175L177 27ZM181 25V24H180ZM179 25V29L181 28ZM190 25V24H189ZM188 25V26H189ZM195 25V28H196V24ZM193 25V26H194ZM209 24H207L208 26ZM236 25V26H235ZM251 25V24H250ZM211 27V24L209 25ZM220 26V27H219ZM234 26V27H233ZM172 27V26H171ZM175 27V28H176ZM198 27V26H197ZM200 27V26H199ZM213 27V25H212ZM246 27H249V26H246ZM178 28V27H177ZM176 28V29H177ZM203 28V27H202ZM202 28L200 29L201 31H205V30H202ZM205 28V27H204ZM203 28V29H204ZM214 28V29H215ZM229 28V27H228ZM103 29V30H105ZM171 29V28H170ZM169 29V30H170ZM172 29H174V27H172ZM176 29H175V32H176ZM184 29V28H183ZM182 29V30H183ZM208 29V28H207ZM212 29V28H211ZM209 29V30H211ZM213 29V30H214ZM217 29V28H216ZM247 29V28H246ZM248 29V30H249ZM253 29V28H252ZM112 30V29H110ZM189 30V29H187ZM195 30L194 32H197L196 30L199 31V29H193ZM247 30V31H248ZM171 31V30H170ZM174 31V30H173ZM179 31V30H178ZM181 31V29H180ZM212 31V30H211ZM215 31V30H214ZM244 31V29H243ZM246 31V32H247ZM249 31V33H250ZM182 32V31H181ZM200 32V31H199ZM217 32L218 29H217ZM242 32V31H241ZM174 33V32H172ZM171 33V35H172ZM178 33L177 32V37H178ZM185 33V32H183ZM182 33V34H183ZM240 33V32H239ZM238 33V35H239ZM244 34H249L248 32L245 33L243 32ZM175 34V33H174ZM242 34V33H241ZM96 35V34H95ZM226 35V36H227ZM250 35V34H249ZM249 35H248V39L250 41V38H249ZM231 36V37H230ZM243 36V35H242ZM172 37V36H171ZM226 37H224L225 41H228L227 39H229ZM239 38V37H238ZM242 38V37H241ZM150 39V38H148ZM175 40H178L176 37L174 38ZM229 39V40H230ZM245 39V38H244ZM243 39V40H244ZM171 40L173 41V39L171 38ZM238 40V39H236ZM171 41V42H172ZM248 41V40H247ZM255 41V39H254ZM76 44H75V43ZM73 44L75 45V48L79 45H81V40H77V41H74ZM150 42V40H149ZM175 42V41H174ZM173 42V43H174ZM229 42V41H228ZM237 42V41H236ZM245 42V41H244ZM79 43V44H78ZM87 43V42H86ZM232 43H234V40L232 41ZM230 44V43H228ZM238 44V43H237ZM235 44V45H237ZM244 43H242L243 45ZM247 44V42H246ZM248 44H250V42H248ZM247 44V45H248ZM245 45V44H244ZM246 45V46H247ZM252 45H253V41H252ZM83 46V45H82ZM79 47L80 49H84L86 47V45L84 47ZM249 46V45H248ZM251 46V45H250ZM88 47V46H87ZM254 47V46H253ZM79 48H76L78 50H80ZM244 48V46L242 47ZM70 49V48H69ZM72 49L73 46H72ZM89 49V47H88ZM87 51H90L88 50ZM86 50V49H85ZM242 51L241 52H244L243 49H241ZM246 50V49H245ZM75 51V50H73ZM240 51V50H239ZM72 52V51H71ZM78 53H80V51H77ZM83 52V51H82ZM94 52V50H93ZM76 53V52H75ZM77 53V54H78ZM92 53V52H91ZM94 54V53H93ZM93 54H91L93 56ZM90 55V56H91ZM242 55V54H241ZM73 56L75 57L76 54H73ZM89 56V55H88ZM158 56V55H157ZM245 56V54H244ZM248 57V58H247ZM83 56H81V60H82ZM94 58H95V55H94ZM101 58V57H100ZM99 58V59H100ZM242 58V59H243ZM73 59V58H72ZM77 59H80V58H77L76 57V60L73 59L74 63L75 61L78 63L79 60ZM102 59V58H101ZM71 60V59H68V61ZM84 60V58H83ZM82 62L85 63V66H86V62H89L88 60H84ZM66 61V62H68ZM86 61V62H85ZM64 62V64L66 63ZM70 62V61H69ZM79 61V63H82ZM139 62V61H138ZM72 63V62H71ZM76 63V65H77ZM97 63V62H96ZM63 64V65H64ZM68 63H66L67 65ZM91 65V64H90ZM65 66V65H64ZM69 66V64H68ZM78 66V67H77ZM76 67L79 68V70L77 71V69L74 70V68H70L71 69V73L73 74V70L74 71H77V72H83L82 75L84 76V72H85V75H86V71H84L85 69L87 70L88 69V66L87 68L84 67V65L82 66L81 64L80 65H77ZM84 67L85 69H81L80 67ZM96 66V69H100V65H94ZM93 66V67H94ZM99 66V67H97ZM63 67V66H62ZM61 67V68H62ZM70 67V66H69ZM73 67V64L72 66ZM243 67V66H242ZM65 68V67H64ZM68 68V67H66ZM65 68V69H66ZM89 68H92V66H90ZM63 69V68H62ZM64 69V72L67 71V69L65 70ZM81 69V70H80ZM94 69V68H92ZM91 69V70H92ZM83 70V71H82ZM90 70V69H89ZM90 70V72H91ZM244 70H243V73H244ZM248 70V71H247ZM61 71V70H60ZM63 71V70H62ZM88 71V70H87ZM241 71V70H240ZM68 72V71H67ZM95 72V71H94ZM149 72V71H148ZM146 73V74H149V73ZM151 72V71H150ZM76 73V72H74ZM92 73V72H91ZM90 73V74H91ZM252 73V74H251ZM66 75V73H64ZM79 74V73H77ZM77 74L75 76H72V80H74V78L77 76ZM88 74V73H87ZM94 74V73H93ZM255 74V75H254ZM58 75V74H57ZM56 75V76H57ZM59 75H60V72H59ZM64 75V76H65ZM95 75V74H94ZM108 75V74H107ZM116 75L118 76H115V79L116 77H119L121 74H117ZM251 75H252V78H251ZM254 75V77H253ZM62 76V75H60ZM68 76V74L66 75ZM65 76V77H66ZM81 76V78L83 77ZM93 77V75H91ZM102 76V74H101ZM148 76V75H147ZM150 76V75H149ZM149 76L147 78H149ZM161 76V75H160ZM256 76V77H255ZM69 77V76H68ZM90 77V76H89ZM96 77V75H95ZM105 77V76H103ZM107 77V76H106ZM144 77H146V75L144 74ZM152 77V76H151ZM164 77V76H163ZM245 77V76H244ZM61 80H63L62 78L63 77H60ZM84 78V77H83ZM82 78V79H83ZM88 78V77H87ZM86 78V80H87ZM94 78V77H93ZM90 78L92 80L96 79V78ZM122 78V77H121ZM42 79L45 80L44 77H42ZM66 79V78H64ZM77 79V78H76ZM119 79V78H118ZM118 79H116V81L118 82ZM145 78H143L142 80H144ZM240 79V78H239ZM238 79V80H239ZM255 79V80H253ZM39 80L41 81V79L39 78ZM47 80V79H46ZM58 80V79H57ZM60 80V81H61ZM89 80V79H88ZM141 80V83L143 82ZM237 80V81H238ZM241 80V79H240ZM245 80V79H244ZM59 81V80H58ZM67 81V80H65ZM64 81V82H65ZM70 81V80H69ZM90 81V80H89ZM87 81V82H89ZM95 81V80H94ZM93 81V83H94ZM106 82H109L107 80H105ZM140 81V79H139ZM138 81V82H139ZM146 80H144L145 82ZM37 82V81H36ZM43 82V81H42ZM77 82V81H76ZM83 82V81H81ZM80 82V83H81ZM86 82V81H84ZM83 82V83H84ZM97 82V81H95ZM134 82V80L132 81ZM131 82V83H132ZM147 82V81H146ZM152 82V80L150 81V83ZM241 82V81H240ZM243 82V80H242ZM44 83V82H43ZM72 83V81H71ZM81 84V85H84V84ZM92 83V81L90 82ZM92 83V84H93ZM127 83V81H126ZM135 83H136V80H135ZM148 83V82H147ZM162 83V82H161ZM170 83H174V82H170ZM238 83V82H237ZM256 83V84H255ZM46 84V82L44 83V85ZM61 84V83H60ZM64 84V83H63ZM67 84V83H66ZM79 84V83H77ZM92 84L90 85V87L92 86ZM137 84V83H136ZM134 84V85H136ZM139 84V83H138ZM38 85V84H36ZM73 85V84H71ZM70 85V86H71ZM80 85V86H81ZM95 85H98V84H94ZM100 85V84H99ZM119 85V84H118ZM126 85H129V84H126ZM133 85V86H134ZM146 85V84H145ZM149 85V84H148ZM154 85V84H152ZM239 85V83H238ZM42 86V85H41ZM59 86V85H58ZM76 84H75V87L73 89L76 90ZM79 86V85H78ZM77 86V88H78ZM105 86V85H104ZM137 86L136 85V88L137 89ZM37 87V86H36ZM86 87V86H85ZM84 87V88H85ZM88 87V86H87ZM97 88V86H95ZM107 87H109L107 85ZM106 87V88H107ZM115 87V86H114ZM113 87V88H114ZM132 87V86H131ZM130 87V89H131ZM150 87V86H149ZM47 88V87H46ZM51 89H53L51 86H50ZM56 88V87H55ZM61 88V87H60ZM64 88V87H63ZM69 88V87H68ZM71 87L69 88L72 89ZM80 88V87H79ZM94 87H92L93 89ZM95 88V90H96ZM123 88V87H122ZM126 88V86L124 87ZM123 88V89H124ZM133 88V90H134ZM139 88V87H138ZM101 89V88H100ZM120 89V87H119ZM122 89V90H123ZM147 89V88H146ZM156 89H157V86H156ZM235 89V88H234ZM42 90V89H41ZM45 90V89H44ZM49 90V89H48ZM61 90V89H60ZM67 90V89H65ZM79 90V89H78ZM76 90V92L78 91ZM83 90V89H81ZM80 90V92H81ZM87 90V89H86ZM85 90V91H86ZM102 90V89H101ZM125 90V89H124ZM145 90V88H144ZM148 92L151 91V89H147ZM34 91V90H33ZM40 91V90H39ZM50 92L54 93V91H51L49 90ZM89 91V90H88ZM94 91V89H93ZM136 91V90H135ZM138 91V90H137ZM152 91H154L155 93V90H153L152 88ZM37 92V91H36ZM48 92V91H47ZM71 93L73 91H70ZM75 92V95L77 94ZM80 92L79 95H80ZM83 92V91H82ZM91 92V91H90ZM102 92V91H101ZM101 92H99V94H102ZM115 92V91H114ZM118 92V90L116 91ZM115 92V93H116ZM125 92V91H124ZM134 92V91H132ZM57 93H59L57 91ZM74 93V92H73ZM72 93V94H73ZM92 93V92H91ZM96 93L98 94L97 90H96ZM104 93V92H103ZM137 92H135L134 94H136ZM150 93V92H149ZM236 92L233 91V94H235ZM67 96H68V93H66ZM65 94V95H66ZM84 94V93H82ZM81 94V96H82ZM87 94V95H86ZM89 93H85L86 96H88ZM93 94V93H92ZM91 94V95H92ZM96 94V95H97ZM107 94V93H105ZM230 94V93H229ZM24 95V94H23ZM33 95H36V94H33ZM45 95V94H44ZM52 95V94H51ZM54 95H58V94H55ZM77 96V95H76ZM75 96V97H76ZM80 96V97H81ZM84 96V95H83ZM83 96H82V99H83ZM100 96V95H98ZM98 96L97 97H94V99H98ZM104 97V94L102 95ZM99 97L100 99V102L101 100L103 99H106L105 98H102ZM110 96V95H108ZM122 96V95H120ZM134 96H137V95H134ZM36 97V96H35ZM34 97V98H35ZM42 98V96H40ZM64 97V94L63 96ZM78 97V96H77ZM76 97V98H77ZM79 97V98H80ZM92 97V96H91ZM140 97V95H139ZM145 97V98H144ZM158 97V96H157ZM229 97V96H228ZM21 98V97H20ZM37 98V97H36ZM48 98V97H47ZM53 98V96L51 97ZM69 98V97H67ZM88 98V97H87ZM110 97H108V100H109ZM115 98V100H116ZM134 98V97H133ZM148 98V99H146ZM15 99V98H14ZM13 99V100H14ZM27 99V98H26ZM58 99V98H57ZM64 99H66V96L64 97ZM73 99V98H72ZM78 99V98H77ZM91 99V98H90ZM89 99V100H90ZM110 99V100H111ZM153 99L152 98V102H153ZM229 100V98H227ZM23 100V99H22ZM38 100V99H37ZM36 100V102H37ZM41 100V99H40ZM54 100V99H53ZM61 100H63V98H61ZM76 100V99H74ZM84 100V99H83ZM82 100V101H83ZM93 100V99H92ZM107 100V101H108ZM108 101V102H112V101ZM124 100V101H122ZM127 100V99H126ZM128 100H130L128 98ZM139 100V101H138ZM142 100V101H141ZM151 100V98H150ZM35 101V100H34ZM39 101V100H38ZM71 101V100H70ZM78 101V100H77ZM76 101V102H77ZM88 100H85V103L87 102ZM91 101V100H90ZM97 101V100H96ZM95 101V102H96ZM17 102V101H16ZM26 102V101H25ZM28 102V101H27ZM45 102V101H44ZM60 102V101H58ZM73 102V101H72ZM94 102V101H93ZM99 102V101H97ZM103 102V101H102ZM143 104H142V103ZM145 102V103H146ZM228 102V101H227ZM38 104H40L41 106V103L37 102ZM66 103V102H65ZM75 103V102H74ZM73 103V104H74ZM104 103V102H103ZM113 103V102H112ZM124 103V105H123ZM135 103V104H133ZM35 104V102H34ZM38 104H37V107H38ZM77 104V103H76ZM89 104V103H88ZM155 104V103H154ZM11 105H14L13 103ZM25 105V104H24ZM28 105V104H27ZM69 105V104H68ZM80 105V104H79ZM82 105H83V102H82ZM90 105V104H89ZM101 105V103L99 104ZM118 105L120 107H118ZM130 105V106H132ZM143 105V106H142ZM153 105V103H152ZM18 106V105H17ZM39 106V107H40ZM75 106V105H74ZM12 107V106H11ZM15 107V106H14ZM13 107V108H14ZM44 107V106H43ZM51 107V106H50ZM68 107V106H66ZM76 107V106H75ZM74 107V108H75ZM84 107V106H83ZM86 107V105H85ZM84 107V108H85ZM116 107H118V109L122 108V110L124 111H120L121 113L123 112L125 114V116H121V113L118 114L116 113L117 112V109ZM125 107V108H124ZM127 107V108H126ZM142 107H145L142 109ZM229 107V106H228ZM19 108V107H18ZM21 108V107H20ZM19 108V109H20ZM25 108V107H24ZM33 108V107H32ZM42 108V106H41ZM40 108V109H41ZM88 108V107H87ZM98 108V107H96ZM124 108V109H123ZM130 108V107H129ZM128 108V109H129ZM218 108V107H217ZM27 109V108H26ZM43 109V108H42ZM56 109V108H55ZM60 109V107L58 108ZM62 109V108H61ZM90 109V108H89ZM130 109V110H131ZM140 109V111H139ZM220 109V107H219ZM9 110V109H8ZM73 110V109H72ZM77 110V108H76ZM76 110H75V114H76ZM85 110V109H84ZM121 110V109H120ZM125 110L127 112H125ZM10 111H11V108H10ZM14 111V110H13ZM30 111V109H29ZM36 111V110H35ZM39 111V110H38ZM42 111V110H41ZM57 111V110H56ZM65 111V110H64ZM91 111V110H89ZM98 111V110H97ZM106 111V112H105ZM135 111V110H134ZM12 112V111H11ZM18 112V111H17ZM20 112V111H19ZM33 112V111H32ZM40 112V111H39ZM61 113V111H59ZM80 112V111H79ZM103 112V111H102ZM101 112V113H102ZM156 112V111H155ZM226 112V113H225ZM15 113V112H14ZM13 113V114H14ZM60 113H58L60 115ZM68 113V112H66ZM88 113V112H87ZM122 113V114H123ZM220 113V114H219ZM11 116H13L12 118L13 119H16L17 118H14V115L12 113H10ZM30 114V113H29ZM35 114V113H34ZM38 113L36 112V115ZM51 114V112H50ZM80 115V113H78ZM76 114V115H78ZM153 114V113H152ZM157 114V113H156ZM207 114V115H206ZM214 114V115H213ZM18 115V113L16 114ZM31 115V114H30ZM88 116V114H86ZM131 115V114H130ZM134 115V114H133ZM135 115V116H136ZM151 115V114H149ZM10 116V117H11ZM20 116V115H18ZM33 116V115H32ZM44 116V115H43ZM62 116V114L60 115ZM66 116V115H64ZM83 116V115H82ZM106 116V117H105ZM129 116V114H128ZM127 116V117H128ZM174 116V115H172ZM5 117V116H4ZM9 117V118H10ZM58 117V116H57ZM85 117V116H84ZM154 117V116H153ZM21 117H19L18 120H20ZM24 118V117H23ZM31 118V117H30ZM29 118V119H30ZM53 118V117H52ZM60 118V117H59ZM63 118V117H61ZM78 117H76L77 119ZM88 118V117H87ZM92 118V117H91ZM129 118V117H128ZM132 118V116H131ZM160 118V120L158 121V119ZM164 118V119H163ZM13 119H11L10 121H13ZM72 119V117H71ZM84 119V118H83ZM86 119V118H85ZM137 119V118H136ZM27 120V119H25ZM32 120V119H31ZM34 120V119H33ZM57 120V119H56ZM54 120V121H56ZM60 120V119H59ZM75 120V119H74ZM105 120V121H103ZM9 121V120H8ZM23 121V119H22ZM22 121H20V124H17L16 126V122L14 127H20L19 125L22 124ZM48 121V120H47ZM53 121V120H52ZM80 121V120H79ZM88 121V120H87ZM86 121V122H87ZM89 121H92V120H89ZM133 121H134V118H133ZM147 121V120H146ZM3 122V121H2ZM1 122V123H2ZM19 122V121H18ZM29 122V121H28ZM70 122V121H69ZM73 122V121H72ZM77 122V121H76ZM101 122V123H102ZM130 122V121H128ZM0 123V124H1ZM11 123V122H10ZM9 123V124H10ZM13 123V122H12ZM27 123V122H25ZM33 123V122H32ZM37 123V122H36ZM62 123V122H61ZM68 123V122H67ZM71 123V122H70ZM81 123V122H80ZM136 123V122H135ZM134 123V124H135ZM145 123V124H144ZM8 124V125H9ZM23 124H24V121H23ZM63 124V123H62ZM75 124V123H73ZM88 124V123H86ZM93 124V123H92ZM95 125V124H93ZM98 124V123H97ZM96 124V125H97ZM138 124V123H137ZM12 125V124H11ZM27 125V124H26ZM31 125V124H29ZM36 125V124H34ZM72 125V124H71ZM76 125V124H75ZM95 125V126H96ZM112 125L113 127L115 128H112ZM115 125V126H114ZM117 125V126H116ZM130 125V123H129ZM128 125V126H129ZM154 125V124H153ZM2 126V124H1ZM25 126V125H24ZM62 126V125H61ZM79 126V125H78ZM77 126V128H78ZM88 126V125H87ZM90 126V127H91ZM93 127L97 129V127ZM7 127V126H6ZM23 127V125H22ZM30 127V126H29ZM33 127V126H32ZM48 128L49 125L47 126H43V128ZM88 127V128H90ZM4 128V127H2ZM8 128V127H7ZM11 128V126H10ZM36 128L38 129V127L36 126ZM40 128V127H39ZM46 128V129H47ZM54 128V127H53ZM76 128V127H75ZM81 128V127H80ZM137 128V127H136ZM12 129V128H11ZM33 129V128H32ZM30 129V130H32ZM43 131V132H46L47 131ZM51 129V128H50ZM70 129V127L68 128ZM67 129V130H68ZM4 130V129H3ZM17 130V129H15ZM52 130V129H51ZM84 130V128H83ZM14 131V130H13ZM19 131V130H18ZM22 131V130H21ZM71 131V130H68V132ZM73 131V130H72ZM86 131V130H85ZM4 132V131H3ZM12 132V131H11ZM10 132V133H11ZM33 132V130H32ZM35 132V130H34ZM75 132V131H73ZM2 133V132H1ZM8 134H10L9 132H6ZM6 133L4 132L3 134H5L4 136H6ZM23 133V131L21 132ZM21 133H18L17 132V135L20 137ZM41 133V132H40ZM79 133H81L79 131ZM83 133V132H82ZM135 133V134H134ZM13 134V133H12ZM16 134V133H14ZM14 138H16L17 136L14 135ZM24 134V133H23ZM33 134V133H31ZM31 134H30V137H31ZM43 134V133H42ZM69 134V133H68ZM2 135V134H1ZM29 135V134H27ZM44 135V134H43ZM66 135V134H64ZM3 135L1 137H4ZM10 136H12L10 134ZM22 136V135H21ZM40 136V135H39ZM55 136V135H53ZM72 136V134L70 135ZM16 138L17 141H19L20 138ZM23 139L25 136H22ZM46 138V134L45 136H43ZM66 137V136H64ZM68 137V136H67ZM12 138V137H11ZM26 138V137H25ZM28 138V136H27ZM35 138V137H34ZM71 138V137H70ZM74 138V137H73ZM3 140V138H0V140ZM10 139V137H9ZM7 138V140H9ZM30 139V138H29ZM38 139V138H37ZM36 139V140H37ZM44 139V138H42ZM54 140V138H52ZM60 139V138H58ZM57 139V140H58ZM65 139V138H64ZM13 141V139H11ZM21 140V139H20ZM25 140V139H24ZM31 140V139H30ZM33 140V139H32ZM41 140V139H39ZM56 140V139H55ZM68 141V144H69V138L67 139ZM71 140V139H70ZM99 142H96L98 141ZM4 141L6 142V140L4 139ZM2 141V143L4 142ZM10 141V140H9ZM12 141L11 144H12ZM15 141V139H14ZM16 141V142H17ZM23 143L24 141L21 140ZM29 141V140H28ZM28 141H25L26 143ZM45 141V139H44ZM47 141V139H46ZM60 141V140H59ZM66 140H64L63 142H65ZM3 143V144H6V143ZM9 142V143H10ZM30 142H34V141H30ZM52 142V141H51ZM55 142V141H54ZM67 142H66V146H67ZM1 143V144H2ZM15 142H13L14 144ZM37 143V142H36ZM39 143V141H38ZM37 143V144H38ZM19 144H20V141H19ZM29 144V143H28ZM32 144V143H31ZM35 144V143H34ZM44 145L46 143H43ZM49 144V143H48ZM53 144V143H52ZM56 144V143H54ZM53 144V145H54ZM61 144V143H60ZM65 144V143H64ZM8 145V144H7ZM22 145V144H21ZM25 145V143L23 144ZM53 145H51L53 147ZM16 146H18V143H16ZM36 146V144H35ZM40 146V145H39ZM57 146V144H56ZM59 146V145H58ZM64 146V145H63ZM8 147V146H6ZM12 148V150L15 148L13 145L12 146H9ZM10 151L11 148H9ZM14 147V148H13ZM21 147V146H19ZM17 147L19 150L20 148ZM25 147V146H24ZM22 147L21 149H26ZM28 147V146H27ZM32 147V146H31ZM45 147V146H44ZM65 147V146H64ZM43 148V147H42ZM41 148V149H42ZM55 148V147H54ZM66 148V147H65ZM5 150V148H3ZM2 149V150H3ZM16 149V148H15ZM30 149V148H29ZM37 149V148H36ZM44 149V148H43ZM57 150L58 147H56ZM54 149V150H56ZM63 149V147H62ZM60 149V150H62ZM68 149V148H66ZM65 149V150H66ZM72 149L73 150H78L77 151V154L73 155V152H72ZM17 150V149H16ZM28 150V149H27ZM39 150V149H38ZM1 151V150H0ZM7 151V150H6ZM10 151L8 150L7 152L10 153ZM18 151V150H17ZM40 151V150H39ZM4 152V151H3ZM7 152H5L4 154L8 155ZM22 152V151H20ZM24 152V150H23ZM27 152V151H26ZM31 153H33V151L30 150ZM36 152V151H35ZM43 152V150H42ZM45 152V151H44ZM43 152V153H44ZM50 152V151H49ZM40 153V152H39ZM41 153V154H43ZM53 153V151H52ZM56 152H54L53 154H55ZM11 156L12 154H14L13 152L10 153ZM16 154V153H15ZM20 155L17 157L19 159V162L21 164V159L20 157L22 158V156H24V154L26 153H23V155H21V153H19ZM59 153H57L58 155ZM3 155V153H2ZM40 155V154H39ZM5 156V155H3ZM2 156V158H3ZM14 157L17 156V155H13ZM12 156V158H13ZM31 156H34V155H31ZM30 155H28V157H31ZM42 156V155H41ZM49 156H51V159L53 157L52 154H50ZM75 156L78 157V156H82L80 158H84L83 160V165H81V161H80V158H78V160L76 161L77 163L80 161L79 166L78 164L77 167H75V169H72V165L71 164H74L76 163L75 162ZM1 157V156H0ZM10 157V156H8ZM55 157V156H54ZM16 158V159H17ZM24 158V157H23ZM33 158V157H32ZM37 158V157H36ZM34 158V160H37L39 159V157L36 159ZM43 158V157H42ZM7 159V158H6ZM25 159V158H24ZM29 160L31 158H28ZM46 159V158H45ZM44 159V160H45ZM14 161V159L12 160ZM12 161H10L12 163ZM26 161V160H24ZM28 161V160H27ZM32 161V160H31ZM29 161V163L31 162ZM67 161V160H66ZM9 162V161H8ZM35 162V161H34ZM53 162V161H52ZM56 162V161H55ZM60 162V161H59ZM16 163V161H15ZM13 163V164H15ZM26 163V162H25ZM45 163V162H44ZM50 163V162H49ZM57 163V162H56ZM8 164V163H7ZM68 164V163H67ZM16 165V164H15ZM18 165V164H17ZM31 165V163H30ZM33 166H30V167H33L32 169L34 170V164H32ZM40 165H42L40 163ZM63 165V164H62ZM71 165V166H70ZM12 166V165H10ZM9 166V167H10ZM22 166V165H21ZM29 166V165H28ZM13 167V166H12ZM15 167V166H14ZM26 168V164L24 166ZM29 167V168H30ZM45 167V166H43ZM42 167V168H43ZM47 167V166H46ZM46 167H45V170H46ZM51 167V165H50ZM17 168V167H15ZM22 168V167H20ZM38 165H37V167ZM41 170L44 171V168ZM61 168V167H60ZM83 168L87 170V175L84 174L83 176H79L78 174L81 175V170L80 169ZM13 169V168H12ZM24 169V168H23ZM36 169V171H40ZM49 170V168H47ZM72 169V170H71ZM19 170V169H18ZM29 170V169H28ZM61 170V169H60ZM92 172L93 174H91V178H89L90 176V173ZM16 171V170H15ZM30 171V170H29ZM42 171V173L40 172V174H44ZM56 171V170H55ZM57 171H59L57 169ZM4 172V170H3ZM10 172L13 173V171L10 170ZM21 172V171H20ZM35 173V171H33ZM80 172V173H78ZM27 173V172H26ZM26 173L24 175H26ZM32 173V172H31ZM49 173V172H48ZM47 173V174H48ZM58 172L54 173V174H57ZM62 173V172H61ZM78 173V174H77ZM18 174V171L17 173ZM20 174V173H19ZM19 174H18V178L19 177ZM30 175V173H27ZM33 174V173H32ZM31 174V175H32ZM40 174L38 173V175L40 176ZM97 174V175H96ZM2 175L3 174H0L1 178H2ZM14 175V173H13ZM45 175V174H44ZM60 175V174H59ZM86 175V176H85ZM93 175V176H92ZM4 176V175H3ZM27 176V175H26ZM24 176V177H26ZM35 176V175H34ZM42 176V175H41ZM85 176V177H84ZM89 176V177H88ZM6 177V176H5ZM4 177V178H5ZM16 177V175H15ZM21 177H23V174H21ZM33 177V176H32ZM54 176H52L53 178ZM88 177V178H87ZM4 178L0 179L1 180H4ZM7 179L9 177H6ZM18 178H16L18 180ZM28 178V177H27ZM36 178V176H35ZM42 178V177H41ZM40 178V179H41ZM56 178V177H55ZM4 180V181H7ZM11 179V178H10ZM10 179H8V183L11 184V182L13 183L12 179H11V182L9 181ZM26 179V178H25ZM37 179V178H36ZM47 179V178H46ZM58 179H63V178H58ZM28 180V179H27ZM32 180H35L32 178ZM32 180L30 182H32ZM56 181H60L62 182L63 180H57V179H54ZM36 181V180H35ZM35 181H33L35 183ZM41 182L44 181L45 182V179L44 180H40ZM55 181V182H56ZM29 182V181H28ZM48 182V180H47ZM47 182H45L47 184ZM55 182H52V186L48 184V186H50L49 188H53V187H56V184L58 183H55ZM59 182V183H60ZM5 183V182H3ZM2 183V185H3ZM20 183L24 184L23 182V179H22V182H21V179H20ZM36 183H39V181H36ZM35 183V184H36ZM58 183V184H59ZM65 183V182H64ZM10 184H7V187L8 185ZM28 184V183H27ZM26 184V181H25V184L24 185H27ZM33 184V185H35ZM61 184V183H60ZM1 185V186H2ZM5 185V184H4ZM18 186L16 187H19V183L16 184ZM44 185V184H43ZM29 187L26 189V194L24 195H28V190H29V195H32L34 196L33 194H30L32 191H30V184L28 185ZM41 186V185H40ZM13 187V186H12ZM25 187V186H24ZM38 187V186H37ZM43 187V186H41ZM40 187V189H42ZM47 187V186H45ZM44 187V188H45ZM58 187V186H57ZM62 187V186H61ZM21 188V185L20 187ZM18 188V189H19ZM39 188V187H38ZM43 188V189H44ZM22 189V188H21ZM32 189V188H31ZM48 189V188H47ZM55 190L57 188H54ZM2 190V189H1ZM4 190V188H3ZM2 190V191H3ZM5 190H6V187H5ZM8 190V189H7ZM33 190V189H32ZM46 190V189H44ZM54 190V191H55ZM58 190V189H57ZM63 190V191H64ZM93 190V191H94ZM11 191V190H10ZM13 191V189H12ZM18 191V190H17ZM25 191V190H24ZM35 191V190H33ZM53 189L50 191L48 190V192H51L52 193ZM7 192V191H6ZM20 193H22L21 191H19ZM19 192H16V193H19ZM47 192V190H46ZM86 192V191H85ZM19 193V194H20ZM35 193V192H34ZM43 193V192H42ZM55 193V192H54ZM84 193V192H83ZM93 193V192H92ZM95 193V192H94ZM100 193V192H99ZM2 194V193H1ZM6 194V193H5ZM47 195L49 193H46ZM45 194V195H46ZM56 194V193H55ZM69 194V195H68ZM75 194V195H73ZM97 195V193H95ZM12 197H14L13 194H11ZM16 195V194H15ZM18 195V194H17ZM16 195V197H17ZM36 195H38L36 193ZM41 195H44V194H41ZM40 195V196H41ZM44 195V196H45ZM46 195V196H47ZM51 195V194H50ZM78 195V194H77ZM81 195V194H80ZM2 196V195H1ZM21 196V195H20ZM19 196V197H20ZM45 196V197H46ZM66 196V197H67ZM74 196V197H72ZM82 196V195H81ZM80 196V197H81ZM84 196H85V193H84ZM5 197V196H4ZM53 197V196H52ZM52 197H51V200H52ZM70 197V196H69ZM79 197V196H78ZM77 197V198H78ZM94 197V196H93ZM125 197V198H124ZM3 198V197H1ZM24 198V197H23ZM73 198V200H72ZM102 198V197H101ZM100 198V199H101ZM25 199V198H24ZM23 199V200H24ZM28 199V197H27ZM33 200H35L34 198H32ZM31 199V200H32ZM55 199V195H54V198ZM80 199V198H78ZM83 199V198H82ZM98 199V198H96ZM99 199L100 203L101 200ZM103 201H106V199H104V197L102 198ZM110 199L108 201H110ZM1 200V199H0ZM10 200V198H9ZM16 200V199H15ZM18 200V199H17ZM20 200V199H19ZM18 200V201H19ZM30 200V199H29ZM38 200V199H37ZM72 200V201H71ZM88 200V199H87ZM86 200V202H88ZM138 200V201H137ZM140 200V201H139ZM1 201H4L3 199ZM41 201H43L41 199ZM50 201V200H49ZM48 201V202H49ZM53 201V200H52ZM96 201V200H95ZM94 201V202H95ZM98 201V202H99ZM9 202V201H8ZM10 202H12L10 200ZM16 202V201H15ZM30 204L31 201H25V204L28 203ZM34 202V201H33ZM91 202V201H90ZM98 206H96L97 204H95V206L102 212L103 210H107L108 206L106 207L105 204H100L98 203ZM111 202V201H110ZM109 202V203H110ZM115 202V203H114ZM127 202V203H126ZM139 202V203H138ZM14 203V202H13ZM12 203V204H13ZM35 203V202H34ZM32 203V204H34ZM39 203V202H38ZM43 203V202H42ZM77 203V204H76ZM108 203V202H107ZM117 203H118V200H117ZM126 203V204H125ZM1 204V203H0ZM17 204V203H16ZM54 204V203H53ZM58 204V203H57ZM91 204V203H90ZM112 204V203H111ZM121 204V205H120ZM3 205V204H2ZM6 206V203L4 204ZM35 205V204H34ZM46 205V204H45ZM61 205V204H60ZM72 205V206H71ZM83 203L81 204V208L84 206H82ZM100 205H104L102 207H104V209L100 206ZM7 206H10L9 204ZM6 206V207H7ZM13 206V205H12ZM20 207L22 206L21 204L19 205ZM24 206V205H23ZM21 207L22 209L15 211L12 210V207L10 210H12V213L14 215V222H12L10 220V222H12V228L10 230V233H9V230H8V234L6 232L4 235L5 239L2 241V243L0 244V258H1V261H3L2 263L4 264V260H5V263H6V260H7V263H9L10 261V264H14L16 263L15 260H17L19 254L21 253H24L25 249L21 246V247H18V244L21 243H18L17 241H15L14 237L13 239L14 240H10V236L12 233H14V231L16 232V228L17 226H23L21 229L23 230L24 226H28L27 223L29 222H32L34 221V219L31 220V217H30V220L29 221V216H28V219H26L25 215L26 213L24 214V211L26 210V208L24 207ZM27 206V205H26ZM56 206V204H55ZM5 207V208H6ZM19 207V208H20ZM29 207V205L27 206V208ZM49 207V206H48ZM85 207V206H84ZM93 207V205H92ZM111 207V206H109ZM2 208V207H0ZM4 208V212H5V209ZM14 208V207H13ZM17 208H18V205H17ZM52 208V207H51ZM69 208V207H68ZM69 208V209H70ZM71 208V210H72ZM97 208H94L93 207V210L94 209H97ZM16 209V208H15ZM33 209V208H32ZM31 209V211H33ZM41 209H44V208H41ZM60 209V207H59ZM58 209V210H59ZM103 209V210H102ZM8 210V209H7ZM29 210V208L27 209ZM38 210V209H36ZM55 210V209H54ZM62 210V209H61ZM64 210V209H63ZM66 210H68L66 208ZM92 210V209H91ZM98 210V211H99ZM74 211V210H73ZM73 211H69L70 214L73 213ZM99 211V212H100ZM104 211L102 213H104ZM28 212V211H26ZM37 212V211H36ZM82 212V210H81ZM88 212V211H87ZM86 212V213H87ZM107 213V211H105ZM32 213V212H31ZM41 213V212H40ZM4 214V213H3ZM9 214V213H8ZM30 214V213H28ZM51 214V213H50ZM58 214V213H57ZM81 214V213H80ZM89 214V213H88ZM100 214V213H99ZM105 214V213H104ZM1 215V214H0ZM35 215V214H34ZM41 215V214H40ZM42 215L45 216V212L43 213L42 212ZM53 215V214H52ZM56 215V214H55ZM61 215V213H60ZM73 215V214H72ZM95 215V214H94ZM111 215V214H110ZM110 215L108 216L107 215V219L110 217ZM31 216V215H30ZM46 216H48V214H46ZM106 216V215H105ZM104 216V218H105ZM7 217H11V216H7ZM21 217H25L24 219L26 220H23V218L21 219ZM38 217V216H37ZM53 217V216H51ZM61 217V216H60ZM59 217V218H60ZM12 218V217H11ZM44 218V217H43ZM72 218V217H71ZM75 218V217H74ZM105 218V219H106ZM2 221L3 218H1ZM10 219V218H9ZM12 219V220H13ZM36 219V218H35ZM42 219V217L40 218ZM103 219V218H102ZM112 219V218H111ZM114 219V220H115ZM21 221H24L26 222L25 225H23L22 223L24 222H20ZM37 220V219H36ZM45 220V219H44ZM59 220V219H58ZM67 220V219H66ZM65 220V221H66ZM98 220V221H95ZM28 221V222H27ZM43 221V219L41 220ZM64 221V223H66ZM79 221V220H78ZM104 221V219H103ZM112 221V220H111ZM7 222H9L7 220ZM46 222V221H45ZM44 222V223H45ZM48 222V221H47ZM58 222V221H57ZM81 222V221H80ZM101 222V221H100ZM114 222V221H113ZM116 222V221H115ZM21 223V225H20ZM31 223V224H32ZM38 223V221H37ZM62 223V222H61ZM69 223V221H68ZM73 222H71L72 224ZM93 223H97V224H93ZM103 223V222H102ZM5 224L6 221H5ZM30 224V223H29ZM31 224L29 225V227L31 226ZM41 224V223H40ZM52 224V222H51ZM77 224V223H76ZM104 224V223H103ZM109 224V223H108ZM33 225V224H32ZM35 225V224H34ZM38 225V224H36ZM66 225V224H65ZM75 225V224H74ZM94 225V226H93ZM96 225V226H95ZM101 225V224H100ZM3 226L5 227L4 230H6L7 228V225H4V222H3ZM9 226V225H8ZM39 226V225H38ZM51 226V225H50ZM76 226V225H75ZM74 226V227H75ZM2 227V225H1ZM96 227V228H95ZM102 227V228H101ZM9 228V229H10ZM26 228V227H25ZM24 228V230H25ZM61 227H59L60 229ZM94 228V230H93ZM100 228V229H99ZM47 229V228H46ZM54 229V228H53ZM56 229V228H55ZM96 229H97V232H96ZM112 229V230H111ZM20 229H18V232H19ZM23 230V231H24ZM28 230V228H27ZM33 230V229H32ZM61 230V229H60ZM100 230V231H98ZM26 231V230H25ZM24 231V232H25ZM29 231V230H28ZM58 231V230H57ZM96 232L94 234V232ZM101 231H104V232H101ZM3 231H1L2 233ZM21 234L23 235V237L25 238V234ZM31 232V231H30ZM33 232V231H32ZM32 232L30 234H32ZM40 232V231H39ZM72 232V231H71ZM70 232V233H71ZM93 232V233H92ZM17 233V232H16ZM20 233V232H19ZM35 233V232H34ZM33 233V234H34ZM53 233V232H52ZM51 233V234H52ZM66 233V232H64ZM62 234V236L65 234ZM92 233V234H91ZM85 234V235H83ZM86 234H88L86 236ZM14 235V234H13ZM29 235V234H28ZM93 235V236H92ZM15 236L18 237L17 234H15ZM20 236V235H19ZM32 236V235H31ZM37 236V235H36ZM63 236V237H64ZM91 237V238H88ZM105 236V237H104ZM108 236V237H107ZM12 237V236H11ZM21 237V236H20ZM41 237V235H40ZM59 237V236H58ZM88 239H87V238ZM105 239H103V238ZM19 238V237H18ZM29 238V236H28ZM33 238V237H32ZM43 238V237H42ZM46 238V237H45ZM62 238V237H61ZM83 238H85L83 240ZM119 238H121L119 236ZM122 238V240L124 241V239ZM65 239V238H64ZM103 239V240H102ZM26 240V239H25ZM33 240V239H31ZM37 240V239H36ZM110 240V243L108 244ZM10 241H15L17 245H15L14 243V247L11 248L10 246L11 243ZM30 241V240H29ZM38 241V240H37ZM68 241V240H67ZM84 241V242H83ZM86 241V242H85ZM107 241V242H106ZM113 241V242H112ZM122 241V242H123ZM22 242L24 243V240H22ZM41 242V241H40ZM43 242V241H42ZM64 242L61 240V243ZM73 242V243H74ZM104 242V244H103ZM7 243H10L7 244ZM22 243V245H23ZM107 243V245H105ZM36 244V243H35ZM34 244V245H35ZM89 244H91L89 246ZM94 244V245H93ZM115 244V243H114ZM58 245V244H57ZM64 245V244H62ZM62 245H60V247H63ZM66 245V244H65ZM64 245V246H65ZM120 245V247L122 246ZM136 247H135V246ZM17 246V248H15ZM25 246V245H24ZM91 246V247H92ZM98 246V245H97ZM9 247L11 248L12 251H9ZM54 247L56 248V246L54 245ZM80 247V249H78ZM87 248V246H85ZM84 247V248H85ZM110 247L112 249L110 250H113V246L110 245ZM109 247V248H110ZM20 248L23 250H20ZM39 248V247H38ZM65 247L63 248H59V249H62V251H59L58 250V253L56 255V259H59L58 257H61L63 254H59L60 252L62 253L63 251L66 250V248L64 249ZM87 248V249H88ZM97 248V247H96ZM94 248V249H96ZM124 248V249H123ZM9 249V250H8ZM83 249V250H81ZM86 249V250H87ZM92 249V248H90ZM132 249V250H133ZM22 251L20 252L19 254L18 251ZM37 250V249H36ZM79 250L81 251V253H79ZM85 250V251H86ZM89 250V249H88ZM87 252L90 253V250ZM93 250V249H92ZM98 250V249H97ZM40 251V250H39ZM55 251H57V248L55 249ZM114 251V250H113ZM127 251V252H125ZM7 252V253H6ZM84 252V251H83ZM135 252V251H134ZM5 253L7 255H5ZM37 253V252H36ZM49 253V252H48ZM47 253V254H48ZM55 253V252H54ZM85 253V252H84ZM93 253V252H92ZM111 253V252H110ZM114 253V252H113ZM25 254V253H24ZM46 254V253H45ZM66 254V253H65ZM69 254V252H68ZM88 254V253H87ZM100 254V253H99ZM5 256V258H3ZM26 255V254H25ZM60 255V256H59ZM72 255V253H71ZM75 255V254H74ZM90 255H93V254H90ZM95 255V254H94ZM40 256V255H39ZM47 256V255H46ZM45 256V257H46ZM66 256V255H65ZM100 256V255H99ZM51 257V255H50ZM63 257V256H62ZM73 257V256H72ZM93 257V256H91ZM90 257V258H91ZM125 258H128L127 256H124ZM20 258V257H19ZM22 258V257H21ZM49 260L50 258L47 257ZM46 258V261H42L40 263V261L38 263H35V264H49L48 263V259ZM80 258V259H79ZM89 258V257H88ZM109 258V257H108ZM124 258V259H125ZM3 259V260H2ZM36 259V258H35ZM38 259V258H37ZM43 259V258H42ZM61 259V258H60ZM67 259V257H66ZM95 259V258H94ZM100 259V258H99ZM106 259V258H105ZM124 259H123V262H124ZM130 257L127 260H129ZM136 259V260H135ZM12 260V261H11ZM30 260V259H29ZM64 260V258H63ZM72 261V259H70ZM75 260V259H74ZM92 260V258H91ZM104 260V259H103ZM110 260V259H109ZM26 261V260H25ZM24 261V262H25ZM31 261V260H30ZM38 261V260H37ZM56 262L59 260H55ZM54 261V262H55ZM20 262V261H19ZM36 262V261H34ZM55 262V263H56ZM63 262V261H61ZM120 262H122L120 260ZM128 262V261H127ZM27 263V262H26ZM33 263V262H32ZM64 263V262H63ZM67 263V262H66ZM73 263V262H72ZM90 263V262H89ZM92 263H93V260H92ZM91 263V264H92ZM107 263V261H106ZM105 263V264H106ZM113 264H116L118 262H112ZM18 264V263H17ZM22 264V262H21ZM24 264V263H23ZM52 264V263H50ZM59 264V263H58ZM69 264V263H67ZM88 264V263H87ZM100 264V263H99ZM111 264V262H110ZM129 264H130V260H129Z\"/></svg>",
  "mask_w": 264,
  "mask_h": 264
}]
</instances>
